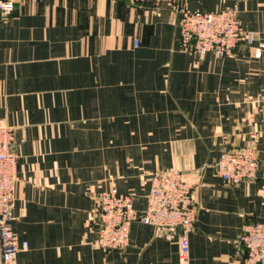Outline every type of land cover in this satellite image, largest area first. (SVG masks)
<instances>
[{
    "label": "crops",
    "instance_id": "1",
    "mask_svg": "<svg viewBox=\"0 0 264 264\" xmlns=\"http://www.w3.org/2000/svg\"><path fill=\"white\" fill-rule=\"evenodd\" d=\"M0 120L16 134L11 230L17 264H180L178 243L132 223L123 250L91 245L95 196L116 189L140 214L149 176L181 173L196 222L190 264H240L238 237L264 222V49L198 57L178 11L236 4L264 44V0H0ZM256 137V178L232 186L211 165Z\"/></svg>",
    "mask_w": 264,
    "mask_h": 264
},
{
    "label": "built area",
    "instance_id": "2",
    "mask_svg": "<svg viewBox=\"0 0 264 264\" xmlns=\"http://www.w3.org/2000/svg\"><path fill=\"white\" fill-rule=\"evenodd\" d=\"M147 0H127L129 5ZM13 9L11 1H0V14ZM180 49L190 55L212 54L224 58L233 54L240 44L254 50L259 57L264 44L254 47L257 35L244 30L238 18L236 4L216 12L190 11L182 8L177 19ZM16 134L0 120V264H17V255L27 248L10 227L14 190L18 180L14 151ZM214 172L232 186L256 178L258 149L251 134L247 143L222 150L211 165ZM96 229L91 245L104 251L123 250L128 245L129 230L139 221L162 232L166 241L177 240L180 264H190L189 239L196 222V206L191 186L179 171L158 170L149 176L146 205L140 214L134 208L133 197L116 189L102 190L95 196ZM241 247L240 264H264V222L245 223L238 237Z\"/></svg>",
    "mask_w": 264,
    "mask_h": 264
}]
</instances>
